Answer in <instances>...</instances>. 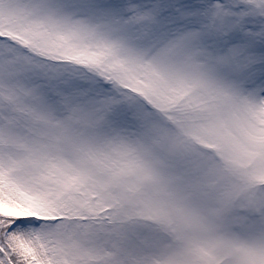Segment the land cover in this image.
I'll list each match as a JSON object with an SVG mask.
<instances>
[{"label":"snow or ice","instance_id":"obj_1","mask_svg":"<svg viewBox=\"0 0 264 264\" xmlns=\"http://www.w3.org/2000/svg\"><path fill=\"white\" fill-rule=\"evenodd\" d=\"M0 264H264V0H0Z\"/></svg>","mask_w":264,"mask_h":264}]
</instances>
